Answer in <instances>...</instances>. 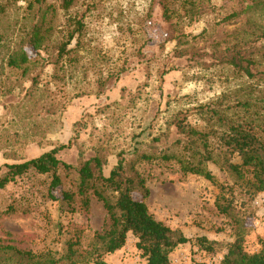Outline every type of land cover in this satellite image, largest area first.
Wrapping results in <instances>:
<instances>
[{"label": "rangeland", "instance_id": "1", "mask_svg": "<svg viewBox=\"0 0 264 264\" xmlns=\"http://www.w3.org/2000/svg\"><path fill=\"white\" fill-rule=\"evenodd\" d=\"M60 3L45 0L46 6L56 10L54 40L63 35L58 30L63 32L70 24L69 16H84L79 64L59 69L50 61L51 50L36 52L24 45L30 63L27 74L22 75L21 69L12 70L5 62L17 51L21 30L28 27L27 0H0L4 5L0 36L5 38L0 45V166L27 161L68 144L57 158L76 166L80 157L87 159L102 146L107 162L103 174L107 176L119 152L133 160L150 155L152 160L135 164L149 190L148 211L189 240L170 254V264H193L198 249L195 240L200 237L213 242L214 253L209 254L220 250L224 254L236 234L231 220L214 206L219 193L216 185L202 177L183 175L174 160L160 157L181 153L173 145L178 138L174 129L163 132L166 120L176 112L192 113L196 105L236 88L238 83L228 69L211 65L205 55L239 24L221 19L250 6V0H211L200 5L201 15L193 21L176 20L174 14L170 23L175 25L165 22L161 9L151 0H78L68 12L60 9ZM175 12L182 14L180 9ZM246 12L238 21L264 19V10ZM52 16L49 11L46 19ZM181 34L185 38L176 51V40L170 39ZM197 49L205 55L195 58L192 53ZM176 52L183 55L178 57ZM110 74L119 76L98 90L99 78ZM189 120L197 125L194 117ZM159 135L161 141L153 142ZM133 149L137 156L130 155ZM206 168L216 183L234 188L237 214L247 230L242 247L254 252L257 240L264 239V193L244 196L245 188L236 178L211 163ZM74 178L72 172L64 178L65 189L73 190ZM48 181L46 176L30 173L0 191V246L34 253L49 250L59 258L66 254L69 241L80 238L85 248L94 232L103 228L106 214L101 203L91 198L88 212L68 213L61 203L46 198ZM8 208L14 213H6ZM136 242L128 234L122 249L107 255L105 262L145 264Z\"/></svg>", "mask_w": 264, "mask_h": 264}, {"label": "trees", "instance_id": "2", "mask_svg": "<svg viewBox=\"0 0 264 264\" xmlns=\"http://www.w3.org/2000/svg\"><path fill=\"white\" fill-rule=\"evenodd\" d=\"M77 1L61 0L59 7L68 12ZM151 1L157 3L162 11L161 17L170 23L174 14L176 20L185 18L193 21L199 18L200 5L211 0ZM250 3V6L239 12L232 11L221 19V22L234 21L239 24L222 36L215 48L206 55L201 54L202 51L198 49L192 53L195 58L205 55L211 60V65L228 69L238 83L236 88L196 105L192 113L176 112L170 120H166L167 128L163 131L167 133L170 128L174 129L178 138L173 145L180 147L181 153L162 155L160 159L174 160L183 175L202 177L219 190L214 206L220 215L231 220L236 234L235 240L224 250L219 264H264V239L257 240L258 248L254 252H247L242 247L247 230L237 214L234 188L216 183V179L206 168L211 163L236 178L240 187L245 188L244 196L252 198L264 193V19L262 22L251 19L238 21L244 14H248L246 11L261 13L264 10V0H250ZM177 9L182 10V14L176 13ZM24 11L30 16L28 27L21 30L16 44L17 51L6 58L8 68L21 69L22 75L27 74L30 59L24 51V45L36 52L47 53L51 50L50 61L59 69H64L65 64L70 67L79 64L77 55L82 48L84 16H69L70 24L65 27V31L58 30L63 35L54 40L52 36L57 31L53 23L56 15L54 7L46 6L45 0H27ZM49 11L53 16L46 19ZM3 13L4 5L0 4V14ZM183 38L185 37L181 34L176 39H170L176 40V51L182 45ZM4 39L1 35L0 45ZM176 53L178 57L183 55L182 52ZM118 76L119 74H110L106 78H99L97 89L105 88L117 80ZM190 117H194L197 125L190 123ZM160 141V135L153 138V142ZM69 146L70 144L61 145L36 158L0 166V191L17 178L30 173L46 176L49 179L46 198L51 202L61 203L68 213L81 209L88 212L91 198L101 203L106 214L103 228L94 232L85 248L82 247L80 238L69 241L66 254L59 258L49 250L34 253L2 245L0 263L107 264L105 257L122 249L128 234H131L137 240L135 247L145 259V264H170V254L189 240L156 221L148 211L145 201L149 197V190L135 164L150 161L152 156H137V150L133 149L130 155L137 156L133 160L119 152L116 165L105 176L103 168L107 162L102 146L95 148L94 154L89 158L80 157L76 166L65 164L57 158L58 153ZM235 158L239 160L237 163L233 162ZM71 172L75 176L73 190L64 188V178ZM6 213H14L13 208H8ZM195 244L201 251L214 253L213 242L204 237L197 238Z\"/></svg>", "mask_w": 264, "mask_h": 264}, {"label": "built area", "instance_id": "3", "mask_svg": "<svg viewBox=\"0 0 264 264\" xmlns=\"http://www.w3.org/2000/svg\"><path fill=\"white\" fill-rule=\"evenodd\" d=\"M223 254H209L199 249L194 250L193 264H219Z\"/></svg>", "mask_w": 264, "mask_h": 264}]
</instances>
